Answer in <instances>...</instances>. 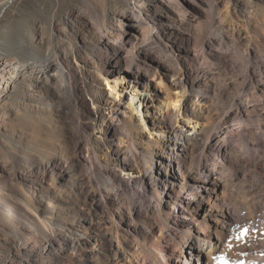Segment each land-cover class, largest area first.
<instances>
[{"label": "bare ground", "instance_id": "6f19581e", "mask_svg": "<svg viewBox=\"0 0 264 264\" xmlns=\"http://www.w3.org/2000/svg\"><path fill=\"white\" fill-rule=\"evenodd\" d=\"M72 17L89 30L78 13ZM189 44L188 38L185 54L198 64L195 71H167L162 76L156 71L160 65L146 51H138L141 61L146 64L149 59L155 65L126 64L117 46L97 36V47L104 50L98 84L111 82V91L89 95L82 102L100 122L96 140L106 147L104 174L110 182L103 186L106 191L96 188L86 196L92 207L102 203L117 207V223L124 229L114 231L129 236V250L135 256L131 260L122 256L88 215L78 218L77 229L75 225L52 229L53 219L20 202L9 205V217L0 223L9 253L7 264H91L98 253L105 256V264H264V56L257 57V72L248 66L241 74L244 99L234 96L221 115L211 118L204 88L214 76L232 69L238 44L231 37L206 36L200 53L190 50ZM85 45L82 38L81 48ZM242 55L247 61L256 59L249 50ZM203 59L211 62L209 69L201 67ZM66 72L60 58L50 56L39 61L35 70L1 64L0 97L14 87L26 86L28 93L47 91L59 77L65 78L68 90L75 91L77 84ZM151 81L161 88L160 94L149 91ZM139 87V94L132 96L130 92ZM126 97L127 116L121 109ZM191 97L194 108L188 105ZM117 113L130 129L135 126L134 114H139L142 131L146 129L143 117L151 113L154 122L148 130L157 138L153 140L156 150L142 146L140 131L123 143L124 150L130 145L133 155L106 142L103 136L120 135L114 128ZM88 166L93 173L98 170L95 161ZM122 193L129 195L127 207L119 202ZM185 194L191 199L183 198ZM151 218L161 221L165 229H155ZM145 224L149 229H142ZM230 231L235 232L234 239L229 238Z\"/></svg>", "mask_w": 264, "mask_h": 264}, {"label": "rangeland", "instance_id": "374dc122", "mask_svg": "<svg viewBox=\"0 0 264 264\" xmlns=\"http://www.w3.org/2000/svg\"><path fill=\"white\" fill-rule=\"evenodd\" d=\"M76 13L88 23L89 30L74 21L72 15ZM123 14L133 18L126 20ZM97 36L117 46L126 64L155 65L149 59L146 64L141 61L138 51H146L160 65L156 71L162 76L167 71L193 72L198 67L186 57L188 38L189 49L200 53L206 36L231 37L239 48L231 60L232 69L214 76L204 88L210 103L209 115L215 118L226 110L234 96L244 99L241 74L246 68L258 71L257 57L264 56V0H0V65L35 70L46 57L60 58L67 67L68 79L77 84L75 91H69L65 78L59 77L47 91L28 93L26 86L14 87L0 97V223H6L9 205L19 206L20 202L53 219L52 229L74 225L77 229L76 223L88 215L90 222L113 241L115 249L131 260L135 254L129 250V236L114 231L124 229L117 223V207L102 202L92 207L87 198L96 188L106 191L103 186L110 182L104 174L107 150L101 140H96L100 122L90 112V106L82 102L89 95H108L111 91V82L110 86L98 84L104 50L98 49ZM82 38L86 40L83 48ZM243 50H249L256 59L242 58ZM203 60L201 67L209 69L211 62ZM155 83H150L149 91L161 92ZM140 90L139 87L130 94L136 96ZM126 101L127 97L123 103ZM194 103L191 97L189 108H194ZM127 104L121 106L126 116ZM151 113L143 117V131L139 114L133 116L137 127L130 129L117 113L114 128L120 135L111 138L107 133L103 137L123 151L124 140L140 131L142 146L155 151L153 140L157 138L148 130L154 122ZM124 152L133 155L130 145ZM90 161H95L99 171L93 173L89 169ZM118 198L128 206L127 193ZM183 198L191 196L185 194ZM9 219L11 223L13 218ZM149 221L155 229H165L158 219ZM141 227L149 229L148 224ZM234 235L230 231L229 238L234 239ZM1 236L0 264H7L9 253ZM96 256L91 264L106 263L105 256Z\"/></svg>", "mask_w": 264, "mask_h": 264}]
</instances>
